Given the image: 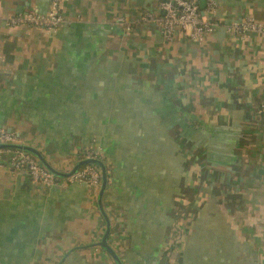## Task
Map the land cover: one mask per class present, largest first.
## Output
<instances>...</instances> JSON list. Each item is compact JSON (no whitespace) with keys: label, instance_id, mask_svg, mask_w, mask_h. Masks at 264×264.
I'll return each instance as SVG.
<instances>
[{"label":"crops","instance_id":"obj_1","mask_svg":"<svg viewBox=\"0 0 264 264\" xmlns=\"http://www.w3.org/2000/svg\"><path fill=\"white\" fill-rule=\"evenodd\" d=\"M212 1L213 14L198 2L210 34L169 41L150 19L162 0H66L55 32L6 24L51 0H0V130L59 170L98 155L123 264H159L167 247L170 264H264V35L227 30L264 24V0ZM12 156L0 264H113L91 246L97 188L33 182Z\"/></svg>","mask_w":264,"mask_h":264},{"label":"built area","instance_id":"obj_2","mask_svg":"<svg viewBox=\"0 0 264 264\" xmlns=\"http://www.w3.org/2000/svg\"><path fill=\"white\" fill-rule=\"evenodd\" d=\"M66 0H51L50 8L47 13L39 14L33 10H25L18 14L9 17L6 24L11 28L28 27L33 29H40L43 31L55 32L64 22L62 14V5ZM207 2L206 10L208 14L214 13V2L212 0H205ZM199 0H162L159 8L162 13L160 18L150 16V19L157 21L161 26L164 37L171 41L178 31H183L188 34L192 41H200L204 34H210L215 23H211L204 18L205 12H200L198 8ZM121 25V23H119ZM228 31L238 33L256 32L264 35V24L253 21L244 23H233L227 28ZM19 141L16 136L6 131L0 130V142H15ZM7 150H0V156ZM13 156L10 158V164L24 171L26 175L33 182L42 183L50 187L55 183L53 178L47 171L41 168L37 162L27 154L11 151ZM89 150L83 153V157L95 156ZM82 157V158H83ZM96 157V156H95ZM73 183H85L89 188H98L99 173L93 168L86 166L78 171L73 177L66 179ZM168 247L165 249V252ZM169 255L164 257L163 264H170ZM162 260V259H161Z\"/></svg>","mask_w":264,"mask_h":264},{"label":"water","instance_id":"obj_3","mask_svg":"<svg viewBox=\"0 0 264 264\" xmlns=\"http://www.w3.org/2000/svg\"><path fill=\"white\" fill-rule=\"evenodd\" d=\"M0 150L17 151L29 155L41 168L47 171L56 180L69 179L86 166L95 168L99 173L96 203L98 211L104 221V230L100 240L91 246L100 248L111 259L113 264H123L117 252L108 243V238L111 232V221L103 207V197L108 184V172L105 163L101 159L95 156L83 157L79 159L70 170L63 171L51 165L38 149L20 141L0 142Z\"/></svg>","mask_w":264,"mask_h":264},{"label":"trees","instance_id":"obj_4","mask_svg":"<svg viewBox=\"0 0 264 264\" xmlns=\"http://www.w3.org/2000/svg\"><path fill=\"white\" fill-rule=\"evenodd\" d=\"M92 155H95V156H97V157H98V155H97V154H92ZM80 157L82 158V157H83V155H81ZM176 159H178V157L175 155V164H176ZM180 165H181V164H180ZM180 165H178V169H179V170H180V168H181V167H180ZM164 259H165V258H163L159 264H163V263H164Z\"/></svg>","mask_w":264,"mask_h":264},{"label":"rangeland","instance_id":"obj_5","mask_svg":"<svg viewBox=\"0 0 264 264\" xmlns=\"http://www.w3.org/2000/svg\"><path fill=\"white\" fill-rule=\"evenodd\" d=\"M188 185H186V187H187ZM171 250V248L170 247H168V250L165 252V254H164V257H166V256H168L169 255V251ZM171 255V254H170Z\"/></svg>","mask_w":264,"mask_h":264}]
</instances>
